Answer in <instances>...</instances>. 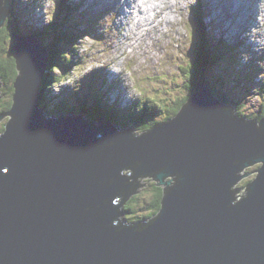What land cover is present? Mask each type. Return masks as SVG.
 Here are the masks:
<instances>
[{"label": "water", "instance_id": "water-1", "mask_svg": "<svg viewBox=\"0 0 264 264\" xmlns=\"http://www.w3.org/2000/svg\"><path fill=\"white\" fill-rule=\"evenodd\" d=\"M11 8L0 0V26ZM17 39L14 102L0 114V264H264V116H239L207 85L142 133L46 116L47 48L31 31ZM146 177L163 188L160 211L128 222Z\"/></svg>", "mask_w": 264, "mask_h": 264}, {"label": "rangeland", "instance_id": "rangeland-1", "mask_svg": "<svg viewBox=\"0 0 264 264\" xmlns=\"http://www.w3.org/2000/svg\"><path fill=\"white\" fill-rule=\"evenodd\" d=\"M119 1L120 0H115L114 4H118ZM183 1L185 0H182V2ZM200 1L201 0H186L181 7L177 6L176 10L172 13V18H170L171 23L168 25L162 26L159 23L153 22L152 24L160 26L163 30L160 31V29H156L152 31V37L146 36L144 35L146 33H143V36H146L147 39H140L138 43H136V45L140 43L142 49L140 48L139 51L136 52L132 51V53H130V50L127 48L134 39V33L132 31L128 32L130 15L123 12L118 15L115 13L117 5L114 6L111 3H107L106 0H91V2L86 1L85 4H82V0H14L11 8L12 15L15 16L14 21L8 22L7 16L4 26H0V34L3 27H6V29L8 27L10 35L11 32L15 33L18 31V29H16L17 26L23 27L30 25L41 31L49 27L48 25L51 21V17H54L57 23L51 22L50 24L55 25V27L60 25L63 30L60 29V26L57 27V30L64 34H70L71 40H66V42L70 44L67 45L65 52L69 60L64 57L63 62H60L63 66L53 71V80L43 83L40 102L46 101V103L42 107L39 106L40 109L45 111L44 114L46 116L54 114H58L59 116L61 113L62 115L66 113L69 114V111L71 114H74L71 110L60 108V106L56 107L54 103H52V101H67L74 111H78V113L88 118L98 120L95 115H88L85 112L82 113L80 110L81 106H76L78 103L75 98L81 96L78 92V87L82 86L84 79L87 80V85H90L94 80V77L91 75H98V73H101L99 74V81L101 82L100 89L104 92L107 90L106 92L108 94L110 92L108 87L109 80L111 85L114 86L113 88H116L112 90L111 98L116 100L120 97L123 102L122 106L118 107L117 105L113 108L115 114L109 120L119 122L126 128H133L137 133H142L154 126H150L153 120L157 123L158 121L161 123L165 120L166 116H175L171 115L177 106L174 105L188 94L185 82L186 79L189 78V75L183 71L188 70L189 65L192 64L196 56V50L200 42L199 35H204L203 26H205V31L210 38L213 39L216 47L219 46L221 42V52L226 53L228 50L231 52H227L225 57L216 64L215 71L213 69L211 70L208 80L205 77V80H202V82L197 85V90H200L203 85H207L214 94V87L218 93L217 97L221 101L231 103L235 110H237V108L240 109L244 115L254 117L252 119H258V114L264 111L262 110V106L264 105V91H260V87L264 83V37H258L256 35L260 28L264 30V23L260 22V25L255 28L253 25L252 30H247V35L245 32L247 26L245 21L240 19L241 14L234 13L231 9V12H228L227 15L235 17H232L231 22L226 21L222 16L228 19L227 15L220 16L218 13L214 16V12L217 11V8L213 7L212 2L215 1L205 0L202 2V6L211 13H209L208 16H204L203 25L202 22L198 20V17L204 12L200 5ZM206 2L208 6H206ZM253 6H256V4ZM110 7L113 9L108 11L107 9H110ZM169 7L172 12V7ZM234 10L238 11L239 9ZM198 11L200 12L198 13ZM205 13L207 14V12ZM257 15L258 18L262 17V10L258 11ZM30 17L31 19H29ZM157 19H165L162 10ZM256 19L257 18L252 19L254 23ZM36 20H38V24H35ZM241 22L243 23L240 26ZM234 26H236V28ZM26 31H31L33 33L32 29H27ZM131 33H133L132 36ZM64 34L61 36L64 37ZM12 37L15 36L12 35ZM45 37H49V34L44 35V38ZM58 37L57 34H53L49 38L56 41ZM15 38L16 41H14V43L10 39L3 40V45L1 47L3 57L11 59L14 56L16 52L15 48L18 46L17 36ZM239 40V46L235 45ZM56 43L60 47L61 41H57ZM43 45L45 46V44ZM260 46H263L262 49ZM8 50L10 51L8 52ZM124 54L127 55L123 56ZM73 55L74 60L71 61ZM131 57L135 58L132 59ZM13 58L15 59V56ZM183 67H185L186 70H183ZM121 68L124 70L121 74H124V77L129 81L131 80V85L130 83H124L120 75L114 74V72L119 73ZM222 69H226V71ZM227 69L229 70L228 72ZM52 70H54V68H52ZM220 72L223 78H228L226 81H223V84L217 82L219 81V77H217L216 73L220 74ZM15 78L16 77H13L9 73L8 77L0 74V82L2 83L0 86V112L6 113L12 107L14 102V97L12 95L16 92ZM99 81L97 80L95 82V91L98 89ZM123 85L130 86V89L127 90ZM161 90L165 92L163 95H161ZM220 92L227 98L223 94L226 93L230 98L229 100H232L228 102L221 99ZM149 97L152 103L159 104V109H155L154 112L151 110L153 104L149 100ZM142 99H146L144 103H146L149 111L143 114L142 110L139 109V112L134 113L139 118L140 127L128 120L115 118L118 115L117 113H120V111L124 109L125 106L123 105H125L126 102L130 105V102L133 103L134 100L141 101ZM71 101L73 102L72 104L70 103ZM236 102L239 104H236ZM161 104L163 107H161ZM76 107H78V109ZM9 118L10 116H6L0 120V132L3 130L1 127H3L4 123ZM99 119H101V117H99ZM257 168L258 164L246 170L250 174L238 184L240 189L244 190L245 182L255 177ZM152 181H155L152 177H146L140 180V184H146L138 187V192L136 194L138 203L135 207L139 215L147 212V210L142 209V207L145 206L146 201H148L152 195ZM243 192L244 191H242V193ZM156 215H158V213ZM127 216L128 213L125 212L126 219H130L127 218ZM142 221H145V219H138L132 222L139 223Z\"/></svg>", "mask_w": 264, "mask_h": 264}, {"label": "trees", "instance_id": "trees-1", "mask_svg": "<svg viewBox=\"0 0 264 264\" xmlns=\"http://www.w3.org/2000/svg\"><path fill=\"white\" fill-rule=\"evenodd\" d=\"M11 15H12V12H11L10 16ZM12 18H15V16L12 15ZM8 22H10V18H8ZM59 26L60 25H57L56 28ZM47 28H44L43 33L45 35L50 34V36H52L54 34V31H55V25L50 24V27H47ZM60 29H62L61 26H60ZM203 29H204V35L203 34L199 35L200 42L198 45V49L196 50V56L194 57L192 64L189 65V68H188L189 71L188 70L183 71L184 73H187L189 75V78L186 79V82H185V85L188 89V94L185 95L181 101L177 102V106L174 109V111L171 113V115H176L178 113L180 106L188 99V97L193 92H195L197 90V87H198L197 85H199L202 82V80H205L204 79L205 77L207 78V80L209 79L210 74H211V70L213 69L215 71L216 64L220 60H222L226 55L224 52L223 53L221 52L222 51L221 42H220V45L216 47V45L214 44V41L212 40V42H211L210 36L205 31V26H203ZM43 33H41V32L39 33L40 39L42 36H44ZM41 34H42V36H41ZM12 35L16 37L17 33L11 32L9 35L8 27H7V29H6V27H3L2 32L0 34V36H1L0 37V74L6 75L7 77H8V73L12 74V76L16 75V73H17L15 70L16 63L14 61L15 59L13 58L14 56L13 57L11 56L12 57L11 59L8 57L5 58L2 56V52H1L2 48L1 47L3 45V40L10 39V40H12L13 43H14V41H16V38L12 37ZM64 35H65L64 37L63 36L58 37L56 39V41L49 39L46 43L48 53H49V64H48L49 69H48V73L46 74L44 83L50 82L53 80V78H54L53 71L54 70H52V68L57 70L58 68H61L63 66V65H61L60 62H63V58L66 57V54H65L66 47H67V45L70 44V43L66 42L68 36L66 34H64ZM41 41H42V39H41ZM57 41H61L60 47L57 45V43H56ZM55 43H56V46H55ZM9 51L10 50H8V52ZM182 69L186 70L185 67H183ZM217 77H219V81H217V82H221L223 84L224 83L223 81H226L222 77L221 74L218 75ZM214 80H215V78H214ZM213 90L215 91L216 94H218L216 88L213 87ZM260 91L261 92L264 91V83L261 85ZM219 94H220V98L223 100H226L228 102H230L232 100V99L229 100L230 98L227 96L226 93H223V94L227 98H225L221 94V92ZM149 100L152 103V100L150 99V97H149ZM45 103H46V101L41 102L40 104L42 106H44ZM52 103H54V106H56V107L60 106V108H65V109L71 110V106L67 103V101H61V102L52 101ZM77 103L79 104V106H81L80 110L82 113L85 112L88 115L91 114V115L97 116L98 111H100V112L102 111L101 115H105L107 117L109 116L108 113H106L102 110V108H104V106L102 104H106V103L104 101H102L101 98H98V97L94 98L93 96H88V95L84 96V97L80 96L77 98ZM152 104H153V106H152L151 110H153V112L155 109H159V104H156V103H152ZM236 104H239V103L236 102ZM76 106H78V105L76 104ZM154 106H155V108H154ZM135 107L136 108H133L132 106H130L129 111L123 109L122 111H120V113H117L118 115L115 118H122V119L128 120L129 122H133L140 127L139 118L134 113L139 112V109H141L142 113L144 114V113L148 112L149 109L145 105L144 102H143V104H141V103L136 104ZM161 107H163L162 104H161ZM262 108H263L262 110H264V105L262 106ZM104 109L106 111H108V109H106V108H104ZM236 112L240 116H246L238 108H237ZM112 114L114 116L115 112ZM263 116H264V111L263 112L261 111L258 114V119H260ZM171 117L172 116H166V119L171 118ZM246 117H247V119L254 118L250 115H248ZM155 123H156V121H152L150 126L154 125ZM142 130H144V129H142ZM151 191H152V195H151L150 199L148 201H146L145 206L142 207V209H146L147 212H144L141 215L137 214V211H136L137 208L135 207V205H137V203H138L137 195H134L130 200L127 201V203L125 204V209H126V212L128 213V216H129L128 218H130L131 221H135V220L142 219V218L154 217L160 211L162 197H163V188L157 186L155 181L154 182L152 181ZM130 214L131 215L137 214V215L131 216Z\"/></svg>", "mask_w": 264, "mask_h": 264}, {"label": "bare ground", "instance_id": "bare-ground-1", "mask_svg": "<svg viewBox=\"0 0 264 264\" xmlns=\"http://www.w3.org/2000/svg\"><path fill=\"white\" fill-rule=\"evenodd\" d=\"M82 1H83L82 4H85L86 1L91 2V0H82ZM106 1H107V3H111L114 6L117 5L115 13H117L118 15L120 13H122V12L130 15V19L128 18L129 19L128 32L132 31L134 33V39L132 40V42L127 47L130 50V53H132V51L133 52L139 51V49L141 48V45H140V43H139V45H136V43H138V41L140 39L141 40H146L147 39L146 36H151L152 37L151 33H152V31H155L156 29H160V31L163 30L162 28H160V26H157L156 24H152L153 22L159 23L162 26L170 24L171 23L170 22V18H172V13L176 10L177 6L181 7L186 2V0L183 1V2H182V0H122V1L120 0L118 2V4H114L115 0H106ZM214 1L215 2H212V5H216L219 2L221 4L222 8H226L227 5L234 4V9H239L238 11H236V13L241 14L240 19L244 20L245 23H246V26H247V29L245 31L246 34H247V30L250 31V30L253 29L252 26H253L254 22H253L252 19L257 18L255 21L259 22V25H260V22L264 23V0H249V3L247 5V12L243 11V2H242V0H220V1L214 0ZM161 4H162V6H161ZM255 4H256V6H253ZM169 6L172 7V9H173L172 12L170 11V9H169L170 7ZM112 9L113 8L110 7V9H107V10L111 11ZM161 10L164 12L165 19H157L160 16V11ZM261 10L263 12V15L261 17L262 21L260 20V18H258V15H257V12L261 11ZM204 12H207V14L211 13L209 10H205V9H204ZM178 14H179V12H178ZM215 14H217V11L214 12V16H215ZM225 14H227V12ZM203 18H204V15L201 14V18L199 19V21H201L202 24L204 25V19ZM2 26H4V23L1 25V27ZM234 27L236 28V26H234ZM61 30H63V29H61ZM242 30H244V29H242ZM258 31L262 33V35L259 36V37H264V30L262 28H260V30H258ZM133 33H131V36H132ZM143 33H146V34H144L146 36H143ZM66 35L68 36L67 39L71 40L70 39V34H66ZM141 35H142V38H141ZM57 37H58V34H57ZM239 43H240V40L237 43H235V45L239 46ZM248 45H251V44H248ZM15 58H16V56H15ZM48 69H49V67L46 69V71L44 73L43 83H44L46 74L48 73ZM114 74H117V73L114 72ZM213 92L217 96V94L215 93L214 90H213ZM12 96L14 97V94ZM116 100H122V98H117ZM40 103L41 102L39 100V106L42 107V105ZM127 105H128V103H127ZM128 106H126V108ZM126 110H128V109H126ZM69 113H70V115H73V114H71L70 111H69ZM59 115H62V113L59 114ZM53 116L57 117L58 114H54ZM4 125H3V127H4Z\"/></svg>", "mask_w": 264, "mask_h": 264}, {"label": "clouds", "instance_id": "clouds-1", "mask_svg": "<svg viewBox=\"0 0 264 264\" xmlns=\"http://www.w3.org/2000/svg\"><path fill=\"white\" fill-rule=\"evenodd\" d=\"M13 2H14V0H12V5H13ZM12 12V11H11ZM11 12H10V14H11ZM30 13V12H29ZM10 14L8 15V18H10V21L11 22H13L14 21V18H12V15L10 16ZM202 14L205 16V15H207L208 16V14H206L205 12H202ZM10 16V17H9ZM29 19H31V17L29 18ZM50 22H54V23H57V21L54 19V17H51V21ZM50 22H49V26H50ZM37 23H38V21H37ZM16 29H18V31H16ZM16 29H15V31H16V33H19V32H21V33H23V32H25L27 29H29V28H26L25 26H21V28H19L18 26L16 27ZM41 32V33H43V30H39L38 28H36V29H33V33L34 34H36V35H39V33ZM58 34V36H61V34H60V31L59 30H57V28L55 27V31H54V34ZM44 34V33H43ZM64 34V33H63ZM63 39V38H62ZM211 39V42H212V38H210ZM226 43H228V42H226ZM229 44V43H228ZM45 46H46V44H45ZM60 46H61V44H60ZM229 46H231L230 44H229ZM46 48H47V46H46ZM47 51H48V49H47ZM228 53H230V51L228 50L227 51ZM227 52L225 53V54H227ZM15 56V55H14ZM227 58H228V56H227ZM15 63H16V58H15ZM48 64H49V53H48ZM16 75H14L13 77H17V74H18V70H17V63H16ZM47 68H48V65H47ZM215 70H216V66H215ZM222 70H224V71H226V69H222ZM229 70L227 69V72H228ZM99 74H101V73H98V75H92L93 77L94 76H97V77H99ZM220 74H221V72H220ZM220 74H218V73H216V75L218 76V75H220ZM12 75V74H11ZM16 79V78H15ZM107 80H108V78H107ZM95 82H96V79L94 80V83H91L90 85H86V84H84L83 85V89H84V91L83 90H79L78 92L80 93V95L82 96V97H84V96H93L94 98H96V97H98V98H101V100L103 101L104 100V98H111L110 96H112L111 94H110V96H109V94H107V93H105L103 90H101V91H99L98 89L95 91V88H94V84H95ZM108 87H109V89H110V93H112V90H114V89H116V88H113L114 86L113 85H111V83H110V81L108 80ZM131 85V84H130ZM99 87V86H98ZM162 91V90H161ZM165 92H161V95H163ZM75 99H77V98H75ZM161 100H162V97H161ZM73 101H74V99H73ZM117 101H119V103L121 102V104L123 103L122 102V100H117ZM145 102V101H144ZM71 104L73 103L72 101L70 102ZM130 103H132V102H130ZM134 103V105H136V104H139V103H141V104H143V101L141 102V101H137V103H135V102H133ZM126 105H127V102L125 103ZM103 105V104H102ZM118 105V104H117ZM145 105H146V103H145ZM177 105V103L174 105V106H176ZM78 106H79V104H78ZM124 106V105H123ZM111 107V108H110ZM110 107H104V108H106V109H108V111H106L104 108H102V110L104 111V112H106V113H108L109 114V116L107 117V116H105V115H101V113H102V111L100 112V111H98V115H97V118L99 119V117H101V118H107V119H110L112 116H113V114L112 113H114L112 110H114L113 108L115 107V106H113V105H111ZM118 107H120L119 105H118ZM77 109H78V107H76ZM121 110V109H120ZM71 111L72 112H74V114H79V115H81L80 113H78V111H74L72 108H71ZM237 111V110H236ZM0 113H4V112H0ZM239 115V114H238ZM240 116V115H239ZM8 117V116H7ZM241 117H245V116H241ZM245 118H247V117H245ZM165 120H166V117H165ZM164 120V121H165ZM8 121V120H7ZM6 121V122H7ZM153 121H155V120H153ZM5 122V123H6ZM4 123V124H5ZM158 123H160L159 121H158ZM157 122L155 123V124H158ZM162 123V122H161ZM154 124V125H155ZM2 129H4V127H1ZM3 131V130H2ZM143 131H145V130H143ZM137 133V132H136ZM249 180H252V179H249ZM248 180V181H249ZM248 181H246L245 182V184H244V186L248 183ZM137 194V193H136ZM135 194V195H136ZM134 196V195H133ZM132 196V197H133ZM131 197V198H132ZM130 198V199H131ZM129 199V200H130ZM124 209H125V206H124ZM125 212H126V209H125ZM125 217V216H124ZM126 218V217H125ZM127 218H128V216H127ZM151 218H153V217H151ZM151 218H144L145 220H149V219H151ZM143 219V218H142ZM141 220V219H140ZM128 222H131V223H134V222H132L130 219H128Z\"/></svg>", "mask_w": 264, "mask_h": 264}]
</instances>
